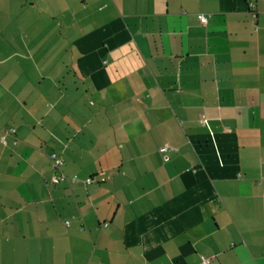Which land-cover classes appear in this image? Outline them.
Wrapping results in <instances>:
<instances>
[{
	"label": "crops",
	"instance_id": "crops-1",
	"mask_svg": "<svg viewBox=\"0 0 264 264\" xmlns=\"http://www.w3.org/2000/svg\"><path fill=\"white\" fill-rule=\"evenodd\" d=\"M3 129L0 264H264V0H0Z\"/></svg>",
	"mask_w": 264,
	"mask_h": 264
},
{
	"label": "built area",
	"instance_id": "built-area-1",
	"mask_svg": "<svg viewBox=\"0 0 264 264\" xmlns=\"http://www.w3.org/2000/svg\"><path fill=\"white\" fill-rule=\"evenodd\" d=\"M198 18H199V21H200L202 24L205 23L206 20H207V16H206V15H203V14H200V15L198 16ZM11 132H13V129H3V130H0V140H1V142L5 143V136L8 135V134H10ZM49 157H50V159H51L52 164H53L54 167L57 168V167H59V166L61 165L62 160H61V159H60L55 153L51 152V153L49 154ZM75 180H76V176H75V175H73V176H71V177H67V176H65V175H64L63 173H61V172H59V173H54V174L49 178V181H50L51 183H59V182H62V181H66V182H68V183H71V182H74ZM101 180H103V178H102ZM84 181H85L86 184H90V183L93 181V179H92L91 177H88V178H86ZM65 223H66V222H65ZM206 262H207V259L202 258L201 263H202V264H205Z\"/></svg>",
	"mask_w": 264,
	"mask_h": 264
},
{
	"label": "rangeland",
	"instance_id": "rangeland-1",
	"mask_svg": "<svg viewBox=\"0 0 264 264\" xmlns=\"http://www.w3.org/2000/svg\"><path fill=\"white\" fill-rule=\"evenodd\" d=\"M0 243H2L5 246V244H7L6 237H5V239H1Z\"/></svg>",
	"mask_w": 264,
	"mask_h": 264
}]
</instances>
